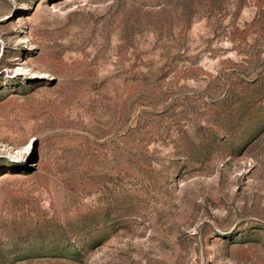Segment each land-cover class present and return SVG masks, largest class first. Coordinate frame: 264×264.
<instances>
[{
    "label": "rangeland",
    "instance_id": "374dc122",
    "mask_svg": "<svg viewBox=\"0 0 264 264\" xmlns=\"http://www.w3.org/2000/svg\"><path fill=\"white\" fill-rule=\"evenodd\" d=\"M0 264H264V0H0Z\"/></svg>",
    "mask_w": 264,
    "mask_h": 264
}]
</instances>
